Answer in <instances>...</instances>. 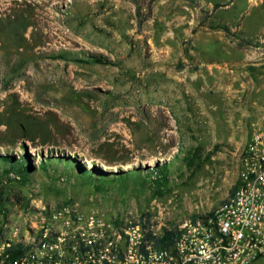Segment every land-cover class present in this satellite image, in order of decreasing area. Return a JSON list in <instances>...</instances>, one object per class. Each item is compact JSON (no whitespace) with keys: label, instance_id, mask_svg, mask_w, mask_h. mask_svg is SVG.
I'll use <instances>...</instances> for the list:
<instances>
[{"label":"rangeland","instance_id":"1","mask_svg":"<svg viewBox=\"0 0 264 264\" xmlns=\"http://www.w3.org/2000/svg\"><path fill=\"white\" fill-rule=\"evenodd\" d=\"M261 114L264 0H0V156L29 163L6 182L0 161V221L67 196L165 221L211 211Z\"/></svg>","mask_w":264,"mask_h":264},{"label":"built area","instance_id":"2","mask_svg":"<svg viewBox=\"0 0 264 264\" xmlns=\"http://www.w3.org/2000/svg\"><path fill=\"white\" fill-rule=\"evenodd\" d=\"M241 154L232 191L175 221L92 197L16 202L0 221V264H264V114Z\"/></svg>","mask_w":264,"mask_h":264},{"label":"trees","instance_id":"3","mask_svg":"<svg viewBox=\"0 0 264 264\" xmlns=\"http://www.w3.org/2000/svg\"><path fill=\"white\" fill-rule=\"evenodd\" d=\"M222 5L223 4H221V3H215L214 7H219V6H222ZM0 161H2V163L5 164V167L3 168L1 174H2V177L3 176L7 177V178H5L6 182H7V180H9V181H11V180H19L21 183H23V182L28 180V178H29V163H28V160L25 157H23L20 160H17V159H14L13 157H10V156H0ZM41 165L44 167L45 164L41 163ZM165 169H166L165 166H162L160 168L157 167V169H156V174L157 175H155L154 178H153V180L155 182H157L156 183V186H157L156 193L157 192H161L158 189V186L160 184H162L163 179H165V177H166ZM79 171H80L81 175L88 174V172L86 170L79 169ZM12 172L14 174L10 175ZM90 172H96L98 174L97 178L99 179L101 184H102V181H104V180H107L109 182H114L115 181V182H118L117 184H119V183L120 184H125L130 179H133L136 182H139L140 184H143L144 180H145V179H143V175L140 174V173H136V171L127 172V173L119 172V173H117L115 175H112L111 177L110 176L105 177L106 176L105 173H103L100 170L95 169V168L92 169V171H90ZM0 183H1V179H0ZM100 183L98 182V184H100ZM98 186H101V185H96V187H98ZM4 200H5V197H4L3 189L0 187V212L3 211V209H4V208H2ZM7 200H8V198H7ZM17 200H19V197H17ZM16 202H18V201H16ZM194 215H196V214H194ZM168 235H172V232L168 233Z\"/></svg>","mask_w":264,"mask_h":264},{"label":"bare ground","instance_id":"4","mask_svg":"<svg viewBox=\"0 0 264 264\" xmlns=\"http://www.w3.org/2000/svg\"><path fill=\"white\" fill-rule=\"evenodd\" d=\"M150 160H151V159H150ZM150 160H149V162H146V164H147V163H148L149 165H150V164H152V163H153V161H150Z\"/></svg>","mask_w":264,"mask_h":264}]
</instances>
